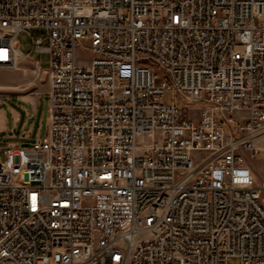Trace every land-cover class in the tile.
Returning <instances> with one entry per match:
<instances>
[{"label":"built area","instance_id":"2783aa9c","mask_svg":"<svg viewBox=\"0 0 264 264\" xmlns=\"http://www.w3.org/2000/svg\"><path fill=\"white\" fill-rule=\"evenodd\" d=\"M26 29L49 125L0 148V264H264V0H0V69Z\"/></svg>","mask_w":264,"mask_h":264},{"label":"rangeland","instance_id":"374dc122","mask_svg":"<svg viewBox=\"0 0 264 264\" xmlns=\"http://www.w3.org/2000/svg\"><path fill=\"white\" fill-rule=\"evenodd\" d=\"M42 35L39 30L26 29L16 38L19 50L27 60L38 62L40 70L37 69L35 63L23 62L17 70L0 69V109L5 111L8 120V129L0 131V148L40 142L47 134L50 99L44 92L49 83L48 74L45 71L50 68V55L39 53L34 47V40ZM21 95L35 98V101L30 102L23 99ZM176 101L183 103L178 97ZM186 104L192 105L193 103ZM12 111L20 116L16 124L13 123ZM0 157L5 158L2 152H0ZM245 158L254 172L255 185L263 189L264 204V152L255 156L248 153ZM228 263L241 264V260L231 257Z\"/></svg>","mask_w":264,"mask_h":264},{"label":"crops","instance_id":"0c3cea01","mask_svg":"<svg viewBox=\"0 0 264 264\" xmlns=\"http://www.w3.org/2000/svg\"><path fill=\"white\" fill-rule=\"evenodd\" d=\"M22 62L23 63H36V62H33V61H29L27 60L25 57L22 59ZM44 93H48V88L46 90V92ZM21 97L23 99H26V100H29L30 102H34L35 101V98H29L28 96L26 95H21ZM19 114H17L15 111H12V118H13V123L16 124L17 120L19 119ZM8 120H7V117H6V113L4 110H1L0 109V131H3L4 129H8ZM24 144V143H23ZM21 144V145H23Z\"/></svg>","mask_w":264,"mask_h":264},{"label":"water","instance_id":"95a60500","mask_svg":"<svg viewBox=\"0 0 264 264\" xmlns=\"http://www.w3.org/2000/svg\"><path fill=\"white\" fill-rule=\"evenodd\" d=\"M23 145H24V146H28V145H30V143H24Z\"/></svg>","mask_w":264,"mask_h":264}]
</instances>
